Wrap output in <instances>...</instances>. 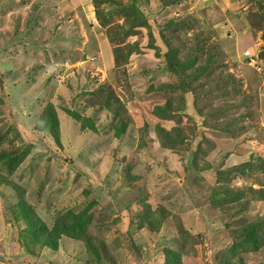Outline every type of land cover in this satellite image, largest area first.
<instances>
[{
  "label": "rangeland",
  "instance_id": "1",
  "mask_svg": "<svg viewBox=\"0 0 264 264\" xmlns=\"http://www.w3.org/2000/svg\"><path fill=\"white\" fill-rule=\"evenodd\" d=\"M46 105L61 146L34 129ZM22 152L0 161V264L89 263L35 243L21 201L48 230L85 213L103 264H264V243L231 251L264 223V0H0V156ZM223 186L248 201L210 206Z\"/></svg>",
  "mask_w": 264,
  "mask_h": 264
},
{
  "label": "trees",
  "instance_id": "2",
  "mask_svg": "<svg viewBox=\"0 0 264 264\" xmlns=\"http://www.w3.org/2000/svg\"><path fill=\"white\" fill-rule=\"evenodd\" d=\"M95 12L96 14L98 13L97 10ZM144 26L145 25H139V27H144ZM113 58H114V62H116L117 58L115 55L113 56ZM163 107L169 108V104H165ZM156 109H160V111L162 110V108L159 106H157ZM68 114H70V116L77 121H80V119L82 118L79 114L76 113L68 112ZM82 119L84 120V118ZM118 121L120 125L119 126L116 125L114 129L116 131L115 137L120 139L122 138L123 135L127 133V129H130V127H128L126 121L122 120L121 118H118ZM80 128L93 131V125L91 124L90 121L87 120H84V122L81 123ZM34 129L40 134L42 133L48 134L49 138H52L57 146H61V142L59 138V123L56 112L54 111L51 105H46L45 109L42 111V115L40 119L38 120L37 124L34 126ZM17 130H16L17 133L15 134L17 135V137L22 139L21 132L18 126H17ZM159 131L164 132V129L161 128V130ZM163 135H165L163 136L165 137V139L163 138L164 141L163 147L168 148V143L166 138H169V136L166 135L165 133ZM23 153L25 152H22L21 158L11 153L10 154L7 153L6 155L3 154L0 156L1 157L0 161L3 163L4 169L6 173H8V175L10 173L13 174L14 171L20 166V164L23 163V160L25 159ZM1 181L3 180L1 179ZM6 184L12 187V182ZM219 195H220L219 198H216L215 200L211 201L210 206L235 204L243 201L244 199L242 198L241 191L236 190L230 186H223V188L219 191ZM245 201L248 200H244L243 202ZM18 207L21 209L23 213L22 218L25 221L24 230L26 231V233L32 235V239L35 243L40 244L43 247H47L52 250H56L59 246L58 242L61 239V236H65L75 241L84 242L86 250L88 252V257L90 258L87 260L89 261V263L87 264H102V261L103 263L107 262L105 259L102 260L104 258L103 255L106 251V246L103 245V242H98L100 247L99 248L86 235L87 216L85 213H77V214L72 213L70 214L71 217H66L60 220L57 224H55L52 227L51 230H48L46 226L42 224V222L39 223L36 219L32 218V215L29 214L31 210L26 206V203L24 201L19 202ZM145 215H148L147 218L143 216L144 219H146V222L148 221V229L153 232H158V229L156 230L155 228H153L152 225L155 223V219L153 218L154 214L150 213L149 211H146ZM262 221L259 220V221L249 222L246 225H244L243 228H241L240 230L238 229L236 231V234H238V239L236 241L237 244L234 246V248H232L231 251L235 252L237 250L238 251L242 250L243 252H245V251H249L248 250L249 248L254 252L258 251L264 243V223H262ZM140 227H143V224H140ZM166 257H167L166 264H178L180 258L179 254L173 251H168L166 253Z\"/></svg>",
  "mask_w": 264,
  "mask_h": 264
},
{
  "label": "built area",
  "instance_id": "3",
  "mask_svg": "<svg viewBox=\"0 0 264 264\" xmlns=\"http://www.w3.org/2000/svg\"><path fill=\"white\" fill-rule=\"evenodd\" d=\"M244 55L248 59V64L250 66H255L257 64L256 56L249 55V52H245Z\"/></svg>",
  "mask_w": 264,
  "mask_h": 264
},
{
  "label": "crops",
  "instance_id": "4",
  "mask_svg": "<svg viewBox=\"0 0 264 264\" xmlns=\"http://www.w3.org/2000/svg\"><path fill=\"white\" fill-rule=\"evenodd\" d=\"M120 139H121V138H120ZM120 139H119V140H120ZM58 249H59V247H58L56 250H54V251H58ZM84 260H85V258H84ZM102 260H103V259H102ZM102 264H103V261H102Z\"/></svg>",
  "mask_w": 264,
  "mask_h": 264
},
{
  "label": "clouds",
  "instance_id": "5",
  "mask_svg": "<svg viewBox=\"0 0 264 264\" xmlns=\"http://www.w3.org/2000/svg\"><path fill=\"white\" fill-rule=\"evenodd\" d=\"M246 58V57H245ZM247 59V58H246ZM247 61H248V59H247Z\"/></svg>",
  "mask_w": 264,
  "mask_h": 264
}]
</instances>
